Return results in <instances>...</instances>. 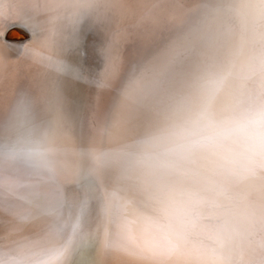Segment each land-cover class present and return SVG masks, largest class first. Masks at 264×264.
I'll return each instance as SVG.
<instances>
[{
    "label": "snow or ice",
    "instance_id": "obj_1",
    "mask_svg": "<svg viewBox=\"0 0 264 264\" xmlns=\"http://www.w3.org/2000/svg\"><path fill=\"white\" fill-rule=\"evenodd\" d=\"M170 2L179 16L201 19V26L186 37L189 45L204 38L211 26L216 41L232 31L226 19L232 11L229 0ZM4 3L0 0V21L6 22L0 26V172L23 169L41 187L55 183L59 207H63L65 186L77 189L71 227L79 238L68 264H98L93 189L96 178L114 163H123L125 177L139 186L138 194L133 193V230L152 227L173 247L167 255L162 250L150 256L114 255L111 264H264V101L239 111L235 106L213 110L223 84L214 71H230L239 52L221 60L204 56L201 63L206 72L198 100L189 98L166 113L159 126L147 128L129 142L101 148L94 137L83 142L80 85L93 83L98 91L108 86L106 79L89 81L84 74L90 49L95 51L107 41L90 40L89 32L78 34L74 78L52 83L50 99L38 108L28 98L27 88L53 69L63 71L65 64L50 54L48 39L37 26L27 20H6ZM249 3L264 18V0ZM11 27L21 30L25 38L9 41ZM108 68L106 63L105 72ZM126 133L121 121L100 130L101 136L110 138ZM137 168L144 172L135 174ZM0 184L12 189L20 181L7 177ZM52 211L50 206L33 203L23 221L0 219V239L39 230L41 217ZM15 214L14 206L0 198V217ZM103 214L108 216V210ZM160 218L166 223H159ZM58 256L52 252L37 264H56ZM0 264L5 262L0 259ZM9 264L23 262L11 258Z\"/></svg>",
    "mask_w": 264,
    "mask_h": 264
},
{
    "label": "bare ground",
    "instance_id": "obj_2",
    "mask_svg": "<svg viewBox=\"0 0 264 264\" xmlns=\"http://www.w3.org/2000/svg\"><path fill=\"white\" fill-rule=\"evenodd\" d=\"M192 2L186 0L188 5ZM229 3L232 11L226 19L232 31L216 41L215 26H211L204 38L191 45L186 37L201 26V19L198 15L179 16L170 0H5L2 11L6 20H27L37 26L39 34L48 39L50 54L64 61L63 71L53 69L27 88L28 98L38 108L50 99L52 83L74 78V41L78 34L89 32L90 40L107 41L95 51L90 49L84 74L89 81L106 79L108 86L98 91L93 83H81L80 119L86 132L85 144L94 137L98 147L110 148L159 126L166 113L189 98L198 100L201 77L206 72L201 63L204 56L221 60L231 52H239L230 71H214L223 79L214 111L226 106H235L239 111L264 101V18L249 0ZM5 23L0 21V26ZM7 38L21 39L24 34L11 27ZM116 121L125 125V135H100L101 128ZM124 167L123 163H114L95 180L92 226L99 225L98 264H111L114 255L150 256L157 250L167 255L173 247L152 227L133 230V193L138 194L139 186L125 177ZM143 172V168L135 170V174ZM7 177L18 179L20 185L9 189L7 184H0V198L13 205L16 214L0 219L23 221L33 210V203L50 206L54 211L41 217L39 230L29 229L24 236L0 239V259L5 264L11 258L37 264L58 252L56 264H68L79 238L78 231L71 227L77 189L65 186L63 207H59L55 183L41 187L36 177L23 169L0 172V181ZM105 209L108 216L103 214ZM158 222L166 223L162 218Z\"/></svg>",
    "mask_w": 264,
    "mask_h": 264
},
{
    "label": "water",
    "instance_id": "obj_3",
    "mask_svg": "<svg viewBox=\"0 0 264 264\" xmlns=\"http://www.w3.org/2000/svg\"><path fill=\"white\" fill-rule=\"evenodd\" d=\"M23 33V32H22ZM24 34V33H23ZM25 38V37H24ZM24 38H21V39H9V38H7L9 41H18V40H22V39H24Z\"/></svg>",
    "mask_w": 264,
    "mask_h": 264
},
{
    "label": "rangeland",
    "instance_id": "obj_4",
    "mask_svg": "<svg viewBox=\"0 0 264 264\" xmlns=\"http://www.w3.org/2000/svg\"><path fill=\"white\" fill-rule=\"evenodd\" d=\"M10 34H11V35H13L12 33H10ZM10 34H9V35H10ZM14 36H16V33H15V35H14Z\"/></svg>",
    "mask_w": 264,
    "mask_h": 264
}]
</instances>
